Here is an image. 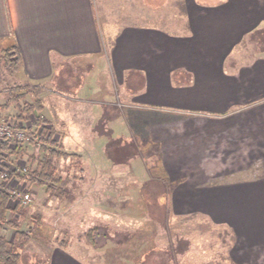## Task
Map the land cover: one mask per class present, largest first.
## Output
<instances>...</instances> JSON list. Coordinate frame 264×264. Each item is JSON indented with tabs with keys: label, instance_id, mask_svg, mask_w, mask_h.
<instances>
[{
	"label": "crops",
	"instance_id": "0c3cea01",
	"mask_svg": "<svg viewBox=\"0 0 264 264\" xmlns=\"http://www.w3.org/2000/svg\"><path fill=\"white\" fill-rule=\"evenodd\" d=\"M181 10L177 32L156 25L123 27L113 41L108 70L133 106L179 115L172 121L135 124L154 143L158 167L166 178L180 163L201 165L206 157L214 158L210 161L214 171L240 173L225 184L200 189L185 177L174 183L166 180L169 210L177 218L204 215L210 226L228 227L235 239L228 246L231 264H264V0H181ZM0 41L16 48L21 60L17 76L27 81H52L65 62L102 61L105 55L92 0H0ZM94 68L95 64L92 72ZM85 87L81 83L75 92ZM86 103L80 108H88ZM94 104L102 110L101 102ZM70 114L65 111L62 116L57 107L51 127L60 132L57 124L69 123ZM120 120H110L113 137L121 134ZM64 132L59 134L64 146L68 139H95L92 148L83 146L91 151L90 160L95 157L98 176L105 165L99 158L104 156L105 135ZM81 149L79 155L85 156ZM233 160L239 168L229 167ZM254 161L256 176L247 178L244 173ZM141 166L139 171L146 176L149 168ZM185 203L191 205L190 211L183 210ZM7 232L3 228L1 236L13 241L15 233L9 239ZM128 240L127 247L140 244L134 236ZM36 243L44 259H22L20 264H88L75 252L76 245H50L44 239ZM147 245L144 240L139 247H151ZM113 260L111 256L103 264H120Z\"/></svg>",
	"mask_w": 264,
	"mask_h": 264
},
{
	"label": "rangeland",
	"instance_id": "374dc122",
	"mask_svg": "<svg viewBox=\"0 0 264 264\" xmlns=\"http://www.w3.org/2000/svg\"><path fill=\"white\" fill-rule=\"evenodd\" d=\"M92 1L105 42L103 62L95 58L65 62L58 66L60 72L57 77L52 81L41 82L27 81L17 76L18 72H12L0 61V123L10 124L13 129L17 126L29 134L28 141L15 147L9 142L10 150L3 148L7 142L0 144V187L11 196L13 191L22 196H30L28 203L12 196L8 212L10 223L4 226L8 235L11 233L9 239L15 233L13 241L9 242L22 247L20 261L44 259L43 252L36 246L37 240L44 239L50 245L55 242L60 245H76L75 252L88 264H103L111 256L116 261L114 263L120 264L125 263L123 259L139 261L142 258L145 264H231L227 256L228 246L231 242L234 245L235 239L230 229L222 223L210 226V219L204 215L175 217L165 203L168 189L164 186L168 184L167 181L174 183L181 176L198 186V189L199 186L206 188L208 185L225 184L226 181L238 178L240 173L214 171L210 164L214 158L209 155L210 158L206 157L204 161L202 158L201 165L180 163L166 178L164 170L158 167L160 165L157 163L154 143H149L143 130L139 132L135 124L140 126L146 120L151 123L172 121L179 115L165 111L167 109L149 111L144 107L133 106L126 91H123L108 70L113 41L123 27L156 25L175 32L181 30L177 27L182 25L181 0H166L163 7V0ZM93 64L95 68L92 72ZM81 83L86 87L80 93L75 92ZM18 87L23 90H14V94L8 92ZM17 95H21V99L3 108L10 97L15 98ZM94 102H101L104 108L101 110ZM25 103H40L42 106L39 115L44 124L40 128L36 126L37 114H32L24 121L19 120ZM81 103H86L88 108H80ZM57 107L62 116H65V111L72 113L69 123L61 120L57 124L60 129V132L57 130L58 135L50 124V119L55 120ZM101 111L100 118H97ZM114 117L121 119L119 137L112 136L110 120ZM42 129L52 132L53 140L54 137L58 139V142L54 141L61 145L60 151L73 155L53 159L58 175L67 180L64 187L55 193L49 192L46 186L38 187L26 181L24 174H16V170L22 167L27 168L25 174L35 169V160L44 156L40 145L31 143L33 137L39 140ZM69 129L92 138L93 132L95 136L105 135L104 156H99L105 165L98 176L93 166L96 163L95 157L90 160L91 151L87 153V148L91 147L95 139H68L64 146L65 141L60 139L59 134L67 131L68 136ZM18 148L21 149L20 155L12 152ZM79 149L86 152V155L80 156L82 153ZM233 161L234 165L229 167L239 168L237 162ZM141 165L149 168L146 176L139 171ZM249 168L244 174L247 178H254L257 173L256 162L250 164ZM2 171L8 173L7 178L2 177ZM25 181L28 186H24ZM183 206L184 211H190L191 205L185 203ZM89 235L93 238L92 242ZM133 236L140 244L138 247H127L128 239ZM144 240L151 247H139ZM120 241L124 245L117 247Z\"/></svg>",
	"mask_w": 264,
	"mask_h": 264
},
{
	"label": "trees",
	"instance_id": "16d2710c",
	"mask_svg": "<svg viewBox=\"0 0 264 264\" xmlns=\"http://www.w3.org/2000/svg\"><path fill=\"white\" fill-rule=\"evenodd\" d=\"M0 61L3 62L9 70L12 72H19L21 68V60L16 48L4 41H0ZM23 90V88H14L10 89L8 92H12L14 94L15 91ZM21 95H17L15 98L10 97V99L3 105V108L9 107L11 103L14 101L21 99L19 97ZM21 114L19 115V120L24 121L28 119L32 114H37L36 117V126L40 128L44 122L40 117V112L42 111V106L40 103H25L23 108L21 109ZM16 124L13 125L15 127ZM17 127V126H16ZM15 127V128H16ZM52 132L46 131L42 129L40 132L39 140L36 141L34 137L31 140V143L40 145V150L44 153V156L41 159H36L37 166L35 169L28 171V173L23 175V178L26 181L31 182L32 184H36L39 186H46L49 192L55 193L61 190L66 184L67 180L62 179L58 175L56 167L53 164V159L58 158H68L73 157V155H69L60 151L62 148L60 144L55 142L52 137ZM34 134V133H33ZM4 150H10V144L6 143L3 146ZM17 154H21V149L18 148L15 151ZM12 201V196L10 193L4 188L0 187V264H20V246L13 244L6 240L5 237L1 236L2 229L5 225L9 224L8 212L10 211V202ZM19 206V204H17ZM15 210V208H14ZM21 237L24 235L20 234ZM90 242H92L93 238L89 235ZM25 243V242H24Z\"/></svg>",
	"mask_w": 264,
	"mask_h": 264
},
{
	"label": "built area",
	"instance_id": "2783aa9c",
	"mask_svg": "<svg viewBox=\"0 0 264 264\" xmlns=\"http://www.w3.org/2000/svg\"><path fill=\"white\" fill-rule=\"evenodd\" d=\"M29 140V134L26 130L22 128H12L10 124H2L0 123V144L7 142L11 143L12 147H15L19 145L21 142L28 141ZM6 144V143H5ZM16 174L23 175L25 172H27L26 167H22L20 169L16 170ZM2 177L7 178L8 173L5 171H2ZM12 196H14L16 199L20 198L23 203H28L30 201L29 194H26L24 196L20 195V193H17V191H13Z\"/></svg>",
	"mask_w": 264,
	"mask_h": 264
}]
</instances>
